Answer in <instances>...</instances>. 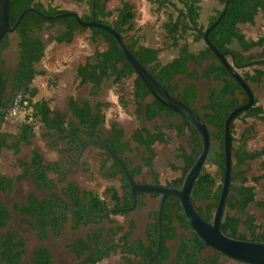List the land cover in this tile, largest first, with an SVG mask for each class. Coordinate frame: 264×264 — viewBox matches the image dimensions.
<instances>
[{
  "label": "trees",
  "instance_id": "16d2710c",
  "mask_svg": "<svg viewBox=\"0 0 264 264\" xmlns=\"http://www.w3.org/2000/svg\"><path fill=\"white\" fill-rule=\"evenodd\" d=\"M75 1L87 2L89 5L90 13L81 15L84 19L90 20L95 9L98 20L118 30L132 53L170 92L191 106L210 128V151L206 166L193 186L192 202L205 219L212 220L225 173L224 122L231 110L247 101V95L205 43L194 51L190 47L189 38L192 42H204L196 27L205 30L220 15L226 0H217L219 8H215L207 24L200 21L202 0H152L157 4V9L166 13L162 34L167 43L158 46H151L143 41L142 29L139 25L141 14L135 0H118L112 7L109 6L111 0ZM31 6L48 14L66 10L52 6L47 8L39 0H11L9 15L11 25L15 23L22 10ZM258 14L264 18V0H230L226 14L209 33L211 41L230 61L233 60V66L252 89V84L261 85L264 81V35L256 39L248 38L240 30L239 25L254 24ZM58 24L62 26V30L49 42L46 41L43 37L45 28ZM14 32L19 37L18 60L14 67H9L3 57L4 50L9 46V33L0 41V107L2 108L0 109V147L11 149L15 154L19 153L22 144H32L35 125L39 124L46 129L45 135L50 139V146L58 147L60 141L65 142V146L59 148V151L67 155L68 162L62 164L59 160L46 161L39 150L33 149L29 160H19L22 168L19 174L8 176L0 172V191L11 190L16 182L27 177L31 178L37 189L53 190L56 186L53 175L63 179L65 174L75 167L84 172L90 171L89 165L82 160V156L86 149L91 147L101 150L104 156L99 167L104 170L108 165V169L103 172L104 177L117 178L122 184L121 193L114 185L107 186L97 193L93 190L80 189L75 182L69 183L63 189V197L54 192L46 197H39L35 192H29L24 200L15 202L12 209L25 217L24 221L28 229L34 231L38 239L48 238L49 235L59 236L68 216L71 219V226L77 228L88 223H99L105 219L115 222L113 215L128 213L115 212L104 218L94 219L80 208L101 213L111 207H127L132 204L131 188L120 165L97 144L87 147L75 166L67 171L62 170L71 164L79 153L78 141L84 144L91 138H101L123 158L136 179L143 174L145 167L153 178L152 182L162 184L153 156L145 158L142 164H132L125 158L126 152H131L133 148L130 139L126 138L125 129L117 121L111 122L109 131L105 132L106 111L111 105L110 102L79 100L70 96L69 112L66 113L53 108L50 99H35L38 88L33 86V79L37 74L44 73L37 70L36 64L45 57L48 44H52V50L59 51L54 57L57 59L66 51L75 50L79 38L86 33L97 45V50L94 54L77 55L75 72L78 86L89 84L90 94L96 96L102 90L104 82L110 81L120 105L138 119L144 117L151 121L164 114L180 116L179 124H159L153 128L142 126L133 131L130 138L151 154L155 144L168 142L166 129H174L180 137L186 135L188 148L184 146L178 148V158L183 164L173 165L174 170L180 171V175L165 183L175 187L181 185L186 171L202 149L199 133L186 118L164 106L151 94L132 65L124 58L121 48L111 34L96 26L81 27L71 16L44 19L33 12L22 18ZM169 48L176 50V54L170 60L162 62L160 55ZM199 80L211 81L204 95L201 93ZM56 83L55 79L51 84L56 85ZM19 93L30 100L33 121L21 123L17 132H5L2 130V125L9 116L7 108ZM148 97L152 98L151 101H147ZM237 119L244 123L241 133L237 132ZM249 119L251 120L248 121ZM231 135L232 175L221 228L234 237L264 241L262 224L257 221L254 211L248 212L251 203H256L264 209V198L258 199L256 196V188L264 178V105L260 104L256 97L255 103L232 121ZM253 140L258 142H256L257 146ZM110 160L112 163L109 165ZM137 195L138 206L144 205L143 199L147 195L159 197L157 193L138 192ZM67 209L72 211L67 213L65 212ZM157 212L158 207L149 214L150 222L146 227L148 243L142 240L130 242V236L135 228V222L130 221L127 229L124 225H117L108 229L91 230L85 236L66 243L65 246L78 259L77 264H97L104 257L117 253L118 250L124 254L122 261L110 264H147L145 256L134 254L113 242L119 241L132 249L152 255L157 244ZM11 218V211L0 202V228H6L0 235V264H52L53 254L45 245L36 246L31 252L30 259H24L26 239L19 229L9 227ZM162 219L163 248L152 264H161L168 260H171V264H219L223 255L202 245L201 238L191 228L176 196L169 195L166 198ZM242 224L249 234L240 231ZM179 227L189 230L190 233L179 235ZM173 239H178L179 243L174 257L171 258L172 251L167 242ZM206 249H211V254L206 255L204 253Z\"/></svg>",
  "mask_w": 264,
  "mask_h": 264
},
{
  "label": "rangeland",
  "instance_id": "374dc122",
  "mask_svg": "<svg viewBox=\"0 0 264 264\" xmlns=\"http://www.w3.org/2000/svg\"><path fill=\"white\" fill-rule=\"evenodd\" d=\"M45 7H57L59 9L75 10L80 15H88L90 13V8L87 2H77L75 0H39ZM140 10L139 25L142 29V39L143 41L151 46L165 45L163 37V22L166 20V13L164 10L157 9V4L152 0H135ZM118 0H111L109 6H114L117 4ZM215 8H219L217 0H202L201 2V15L200 21L203 24H207L208 18ZM240 30L245 33L248 38H258L264 35V18L261 14H258L254 24L245 23L239 25ZM62 30L61 25H56L54 27H46L43 32V37L46 41L57 35ZM190 40V47L192 50L196 51L200 49L203 45V41L192 42ZM18 42L19 37L16 32L9 33V46L4 50L3 57L6 64L9 67H14L18 60ZM52 44H48L45 57L36 64V68L39 71H43V74H37L33 79V86L38 88V93L35 99H50L51 106L57 110L68 113V99L70 96H74L79 100L89 99L91 101H103L110 102V107L106 111V120L104 124L105 132L109 131V126L111 122L117 121L121 127L125 129L126 138L130 139V144L133 148L131 152H126L125 158L132 164H142L143 160L150 155L154 157V165L159 171V180L162 184L180 175L179 170H174L173 165H182L183 162L178 158L179 147L184 146L188 148L186 135L178 136L174 129H166L169 138L168 142L155 144L153 146V152L150 154L146 149L138 144L137 142L131 140L130 135L133 131L139 129L142 126H147L153 128L155 125L164 124H179L181 121L180 116H168L164 114L161 117H156L151 121L144 119H138L133 113H129L124 109L118 102V96L115 93L113 86L110 81H105L102 90L98 95L93 96L90 94V85L86 84L83 86H78L76 81V65L78 63L77 55L80 53L94 54L97 50V45L94 44L88 35L82 34L78 40V45L75 50L66 51L62 56L55 59V54L58 50H52ZM54 51V52H53ZM53 52V54H52ZM176 54V50L171 48L165 49L161 55L160 59L162 62L170 60ZM54 77V78H53ZM57 81L56 85H52L54 81ZM51 82V83H50ZM210 80H199L201 93L204 95V91ZM255 97L259 100V103L264 105V81L261 85L252 84ZM151 97H148L147 101H151ZM24 121H28V117L23 115L8 116L2 125V130L5 132H17L19 126ZM237 128H241V120H236ZM35 136L33 137V142L31 145L22 144L19 153L15 154L11 149L2 148L1 149V164L0 172L8 176H16L22 171L19 164V160H29L33 149L39 150L46 161L59 160L62 164L68 162L67 155L61 151L59 148L65 146L64 141L59 142L58 147H52L49 145V137L45 135L46 129L41 127V125H35ZM257 146L258 142L253 140ZM252 142V143H253ZM257 142V143H256ZM104 158L101 150L96 147H91L86 149L82 156V160L86 161L89 165L90 171L84 172L80 168L75 167V169L67 172L64 178H60L58 175H53V180L56 186L53 190L49 189H37L31 181V178H24L20 182H16L14 187L6 192L0 191V202H2L11 211L12 218L9 222V227L19 229L26 239V250L24 254V259H30L32 250L38 245L47 246L52 254L53 260L52 264H77L78 259L66 248V243L71 242L77 237L85 236L93 228H107L116 227L118 223H122L125 228H128L130 221L137 222V230L139 238L146 241L144 225L149 220L147 215V208L143 206H137L134 210L128 212L127 214L113 215L115 222H110L108 220H103L99 223H88L86 225H80L77 228L71 226L70 216L67 217L64 223V228L59 236L49 235L48 238L38 239L34 231L28 229L25 223V217L15 213L12 206L15 202H20L26 198L29 192H35L39 197H46L50 193L54 192L59 196H64L63 189L71 182H75L80 189L93 190L100 193L107 186L114 185L118 188L120 193L122 192V184L119 179H108L104 177V170L108 169V165L102 170L100 162ZM112 161L110 160L108 164L110 165ZM213 168V167H212ZM137 180L144 182H152V176L147 172V168L144 167L142 175L137 177ZM258 193L260 197L264 196V178L260 180L258 184ZM153 210L157 208V203L154 202L152 207ZM255 212L257 221L260 222L264 228V209L259 207L256 203H251L248 212ZM234 213V212H232ZM243 217H246L243 215ZM120 220V221H119ZM122 221V222H121ZM6 228H0V235L5 232ZM240 231L249 234L246 227L242 224L240 225ZM179 235L183 233H190L189 230H183L178 228ZM130 242L133 243V238H130ZM178 239L169 240L167 245L171 248V258L175 255V250L178 246ZM211 249H206L204 253L211 254ZM124 254L118 250L117 253H111L104 257L97 264H110L118 263L122 261ZM130 257L135 258L133 255ZM161 264H171V260L164 261ZM219 264H236V262L228 258L227 256H222Z\"/></svg>",
  "mask_w": 264,
  "mask_h": 264
},
{
  "label": "water",
  "instance_id": "95a60500",
  "mask_svg": "<svg viewBox=\"0 0 264 264\" xmlns=\"http://www.w3.org/2000/svg\"><path fill=\"white\" fill-rule=\"evenodd\" d=\"M229 3L230 0L225 1L220 15L211 24H209V26L205 30L196 27V30L202 35L204 43L218 57V59L227 69L229 74L235 78V80L240 84V86L247 95V101L244 104L238 105L233 110H231L226 116L224 122L223 145L225 152V173L222 181L221 193L217 202V206L215 208L214 216L212 220H207L196 210L192 202L193 186L195 185L203 168L206 166L211 146L210 128L206 125L201 116L191 106H189L180 98H178L175 94L170 92L169 89L164 86L154 76V74H152V72L128 48L127 44L124 42L123 37L118 30H116L112 25L100 21L96 18L95 9H93L91 19L86 20L75 10L66 9L54 14H48L31 6L22 10L18 15L15 23L11 25L9 16L11 0H0V41L5 36V34L14 32L19 23L21 22L22 18L30 12L36 13L44 19H57L63 16H71L81 27L96 26L102 28L109 34H111V36L115 39V41L123 52L124 58L132 65L135 72L144 82L151 94L164 106L186 118L198 131L202 143V149L194 159L191 166L186 171L179 187L160 184L157 182H144L137 180L132 175L128 165L123 160V158L118 153H116L104 140L95 137L89 139L84 144L78 141L77 143L80 150L75 160L65 168H62L63 171H67L68 169L75 166L80 161L84 150L87 147H90L95 144L102 147V149L106 151L107 154H109L120 165L121 171L126 177V180L131 188L132 204L127 207H111L101 213L90 212L85 210L84 208H80L81 211L85 212L87 215L94 219H101L115 212H130L134 210L138 206V192L159 194L160 199L157 212L158 234L157 244L154 253L152 255H147L146 253L137 249H132L128 245L123 244L119 241L113 242V244L123 246L134 254L145 256L147 259V264H152L153 261L159 257L163 248L162 216L164 204L166 198L169 195H174L179 199L182 211L185 214L187 221L189 222L194 232L201 238L203 246H207L213 250H216L220 254L233 259L236 264H264V241L253 240L250 238L234 237L229 235L228 233H225L221 228L222 216L225 209L232 175L231 124L238 114L249 109L255 103V93L251 85L244 79V77H242L238 70L233 66V60L230 61L226 57V54L221 52L209 37L210 31L220 22V20L226 14ZM12 103L13 100L10 103L9 108L11 107ZM0 109L2 108L0 107ZM71 211L72 209H67L65 212L70 213Z\"/></svg>",
  "mask_w": 264,
  "mask_h": 264
},
{
  "label": "crops",
  "instance_id": "0c3cea01",
  "mask_svg": "<svg viewBox=\"0 0 264 264\" xmlns=\"http://www.w3.org/2000/svg\"><path fill=\"white\" fill-rule=\"evenodd\" d=\"M251 119H249L248 121H250ZM241 128L240 130L237 128V132L238 133H241L243 128H244V123L241 121ZM237 126V125H236ZM263 160H264V157H263ZM256 196L258 199H261V198H264V196L260 197L259 193H258V186L256 188ZM159 199H160V196L159 197H151L150 195L146 196L143 201H144V207L147 208V215L149 217V214L153 211V209L151 208L153 203L156 202L157 203V207H158V204H159ZM139 207V206H138ZM120 221V220H119ZM122 222V221H121ZM135 222V221H134ZM150 222V218L149 220L145 223L144 225V229H145V237H146V241H144L143 239L139 238L138 234L136 233V230H137V222L135 223V228L133 230V233L131 234L130 238H133V241H136V240H142L144 243H148V238L146 236V227H147V224ZM118 225H123L122 223H118ZM109 227L105 228V229H108ZM96 229H101V228H93L91 230H96ZM90 230V231H91ZM89 231V232H90ZM172 257V256H171Z\"/></svg>",
  "mask_w": 264,
  "mask_h": 264
},
{
  "label": "built area",
  "instance_id": "2783aa9c",
  "mask_svg": "<svg viewBox=\"0 0 264 264\" xmlns=\"http://www.w3.org/2000/svg\"><path fill=\"white\" fill-rule=\"evenodd\" d=\"M9 116L23 115L28 117V122L33 121L32 107L30 100L27 97H23L21 93L17 94L11 107L8 109Z\"/></svg>",
  "mask_w": 264,
  "mask_h": 264
},
{
  "label": "flooded vegetation",
  "instance_id": "af4514ba",
  "mask_svg": "<svg viewBox=\"0 0 264 264\" xmlns=\"http://www.w3.org/2000/svg\"><path fill=\"white\" fill-rule=\"evenodd\" d=\"M148 196V195H147Z\"/></svg>",
  "mask_w": 264,
  "mask_h": 264
}]
</instances>
